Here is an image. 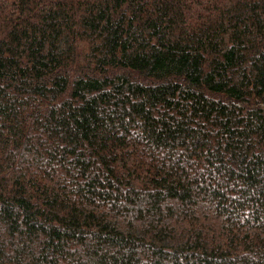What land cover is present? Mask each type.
<instances>
[{
	"label": "trees",
	"instance_id": "16d2710c",
	"mask_svg": "<svg viewBox=\"0 0 264 264\" xmlns=\"http://www.w3.org/2000/svg\"><path fill=\"white\" fill-rule=\"evenodd\" d=\"M0 264H264V0H0Z\"/></svg>",
	"mask_w": 264,
	"mask_h": 264
}]
</instances>
